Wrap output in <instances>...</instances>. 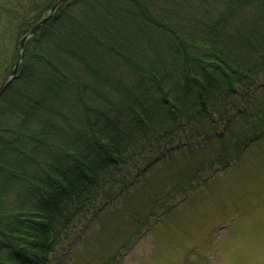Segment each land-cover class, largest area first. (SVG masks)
Listing matches in <instances>:
<instances>
[{"label":"trees","instance_id":"1","mask_svg":"<svg viewBox=\"0 0 264 264\" xmlns=\"http://www.w3.org/2000/svg\"><path fill=\"white\" fill-rule=\"evenodd\" d=\"M57 1L0 0V36L8 24L21 38ZM9 7L13 21L2 23ZM249 11L257 18L236 22ZM17 56L4 69L0 60V85ZM262 74L264 0L63 1L0 96V264H51L86 216L105 218L111 240L125 231L107 221L125 199L128 244L152 230L180 187L131 203L138 186L126 171L143 181L181 162L193 191L205 170L237 163L264 138V97L252 83Z\"/></svg>","mask_w":264,"mask_h":264},{"label":"rangeland","instance_id":"2","mask_svg":"<svg viewBox=\"0 0 264 264\" xmlns=\"http://www.w3.org/2000/svg\"><path fill=\"white\" fill-rule=\"evenodd\" d=\"M19 4L26 8L29 0H21ZM13 9L9 7L2 12V23L7 24L11 19L13 21ZM255 14V11H249L248 15L237 17L236 22L256 19ZM18 31L14 25L7 24L2 28V69L9 64L10 55L17 50L18 40L25 35L18 38ZM120 52L128 55L129 47L124 46ZM124 68L120 76L128 81L133 74ZM252 83L264 97V74L252 78ZM235 87L238 93L245 91L239 85ZM199 142L192 145L198 147L196 144L199 145ZM214 149L216 152L217 148ZM48 156L49 152H45L38 156L39 161L41 157L45 160ZM238 161L227 169L215 166L210 171L205 170V177L202 178L204 183L194 181L198 185H193V191L190 185L182 186L186 180L181 162L174 163L171 169L162 168L149 173L143 181L144 176L126 171L130 175L127 182L131 179V184L138 186L137 194L128 198L132 199L129 200L131 203L138 194L163 195L174 187H180L171 203L174 212L164 216L159 210V215L151 222L153 229L141 231L128 244L125 235L132 232L133 225L122 221L128 210L124 206L125 199L122 210H118V213L115 211V216L107 220L122 224L125 229L123 233L108 240L101 233L105 218L94 220L93 216H86V221L77 233L51 257V264H264V138L251 145ZM146 165L144 163L142 166ZM116 193L121 191L114 188L113 194ZM98 203L100 198L95 205L98 206ZM117 205L121 207L116 200L101 201L104 207L113 208ZM113 256L117 257V262L109 260Z\"/></svg>","mask_w":264,"mask_h":264},{"label":"water","instance_id":"3","mask_svg":"<svg viewBox=\"0 0 264 264\" xmlns=\"http://www.w3.org/2000/svg\"><path fill=\"white\" fill-rule=\"evenodd\" d=\"M65 0H61V2H63ZM60 1L57 2L56 4H54L53 8L50 10V12L48 13L47 16L43 17L42 20H40V22H38L19 42V46H18V60L16 65L14 66L13 70L11 71L10 75L2 82V84L0 85V96L2 95V93L5 91V89L7 88L8 84L11 83L13 81V79L15 78V75L17 73V70L22 62L23 59V54H24V50H25V43L31 38L33 37L36 32L54 15V13L56 12L59 4L61 3Z\"/></svg>","mask_w":264,"mask_h":264}]
</instances>
